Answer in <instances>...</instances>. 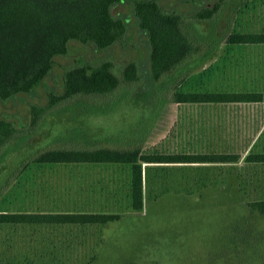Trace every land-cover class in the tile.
<instances>
[{
    "label": "rangeland",
    "instance_id": "1",
    "mask_svg": "<svg viewBox=\"0 0 264 264\" xmlns=\"http://www.w3.org/2000/svg\"><path fill=\"white\" fill-rule=\"evenodd\" d=\"M158 1L168 11L179 9L189 14L214 0ZM112 12L129 20L120 41L102 50L92 43L71 41L65 54L54 57L50 72L33 92L0 99V116L14 120L20 129L36 130L35 135L27 134L26 145L10 153L4 163L7 167L0 171V192L6 187L3 182L22 158L43 146L65 144L64 134H76L78 128L83 132L88 130L99 146H124L127 141L117 142L114 137L128 139L136 135L138 138L150 130L145 141L139 143L142 149L149 151L215 149L221 152L226 149L224 152H241L242 155L259 136L264 127V44L232 45L219 37L228 31H264V0H229L214 21L215 25L202 26L205 33L209 26H215L219 40L211 55L193 67L179 86L182 90H258L263 99L251 108L243 104H223L225 109L219 104H178L170 101L171 94L161 108L159 101L132 98L131 93L125 92L130 85L124 82L104 100L90 98V101L100 99V105L105 107L112 105L105 113L83 117L70 111L68 113L72 114L68 117V113L54 112L33 126L32 105L45 106L49 93H60L64 71L81 62L110 59L114 65L123 66L129 60H136L141 72H145L142 82L131 89H146L149 82L147 37L138 27L129 1L115 4ZM219 113L228 115L227 125L224 123L222 127L217 120L219 125L211 131L210 121L206 119L209 115L218 117ZM233 117L241 123L240 128ZM74 122H77L75 126ZM263 134L257 150L264 151ZM239 161L235 162L236 168L230 166L226 170L231 173L225 175V183L215 177L213 183L203 180L208 184L193 192L170 189L160 196L146 197L139 211L129 204L128 165L31 162L0 195L1 211L117 212L120 217L103 224H1L0 260L4 264H85L94 255L91 264H243L239 257L228 259L224 255L226 247L230 250L228 241L235 223L240 227L239 235L234 238L237 246H251V250L263 256L264 214L251 211L248 203L264 198V175L249 177L260 171L264 174V169L260 166L252 169L250 163ZM239 173L246 176L238 177ZM260 260L252 257L246 262L259 264Z\"/></svg>",
    "mask_w": 264,
    "mask_h": 264
},
{
    "label": "trees",
    "instance_id": "2",
    "mask_svg": "<svg viewBox=\"0 0 264 264\" xmlns=\"http://www.w3.org/2000/svg\"><path fill=\"white\" fill-rule=\"evenodd\" d=\"M125 1L131 3L137 25L145 33L148 41L149 82L146 89L139 90L136 87L131 89L132 86L142 82L145 72H141L142 69L136 60H129L123 66L114 65L110 59H103L97 63L81 62L64 71L60 93H49L48 103L45 106L32 105L33 126L36 122L47 119L46 115L54 112L64 114L73 111V114L83 117L105 113L112 108V105L105 107L100 105V99L95 98L90 101V98L101 97L104 100L105 96L113 93L124 82L127 83L126 86L130 85L125 92L131 93L132 98L159 101L161 108L169 94H171L170 101L178 104L252 102L263 99L262 93L258 90L179 88L191 74L193 67L211 55L219 39H225V42L232 45L264 44V31H228L218 39L215 26H209L206 33L202 30L204 24L215 25L214 21L229 0H214L205 6L197 7L189 14H184L179 9L168 11L158 0H0V99L8 100L19 93L33 92L50 72L54 57L65 54L71 41L92 43L100 50L107 49L120 41L128 29L129 20L114 14L112 7ZM202 42L204 43L201 45ZM206 45L209 47L205 48ZM116 70L120 72L117 73ZM128 93L126 96H129ZM70 114L72 113H68V117ZM76 121L80 122L79 119ZM77 122H74V126ZM35 131L26 127L20 129L14 120L0 116V171L7 167L4 163L11 156L10 153L14 154L23 144L26 145L27 134L35 135ZM149 133L150 130H147L138 138H135L136 135L128 139L114 137L117 142L127 141V145L124 146H99L94 143V139H91L88 130L83 132L78 128L76 134H64L65 144L54 147L43 146L31 151L14 167L15 171L3 184L6 187L10 185L31 162L120 163L129 166L127 184L129 204L133 210L139 211L143 208L146 197L154 198L170 189L193 192L194 189L208 184L207 182L213 183L212 180L216 177L213 175L218 174L219 169L223 170L225 175L228 174L229 171L226 172L228 167L236 168L235 162L240 158L239 153L230 151L176 152L142 149L143 145L140 146L139 143L145 141ZM110 139L112 140L113 137ZM243 162L264 165V151H249L244 156ZM210 163H221L225 166L220 168L219 165H208ZM143 164H145L144 170ZM195 165L198 166L194 167ZM202 168L203 170H200ZM221 182H226L224 177ZM248 204L251 211L264 214L263 197ZM119 217L120 214L117 212L39 213L0 210V225L103 224ZM238 228L240 227L236 223L233 224L231 238L228 241L230 250L227 251V247L225 248V257L228 259L239 257L243 264H248L246 261L252 257L255 260L261 258L259 264H264V255L259 256V253L251 250L250 245V248L237 246V239L234 238L239 235ZM261 238L264 242V232L261 233ZM245 251L251 252L245 255ZM94 257L93 255L85 264H91ZM0 264L4 263L0 260Z\"/></svg>",
    "mask_w": 264,
    "mask_h": 264
},
{
    "label": "crops",
    "instance_id": "3",
    "mask_svg": "<svg viewBox=\"0 0 264 264\" xmlns=\"http://www.w3.org/2000/svg\"><path fill=\"white\" fill-rule=\"evenodd\" d=\"M260 101H252V102H219V103H212L211 105H213V104H219V106L220 107H222L223 109H225L222 105L223 104H230V105H233V104H243V105H245V106H248V107H250L251 108V106H254V103L255 104H258ZM207 114V113H206ZM209 115V114H208ZM219 116L218 117H213V116H211V115H209V117H207L208 119H206V120H209L210 121V123H209V127H210V129H211V131H212V129L214 128V130H215V128H216V125L218 126L219 125V123L221 122L222 123V127H224L225 125H224V123L226 122V121H228V115L226 114V113H219L218 114ZM221 115V116H220ZM219 118H220V120H219ZM232 117H229V119L230 120H232L231 119ZM233 119H234V121L235 120H237V118L236 117H233ZM217 120H218V122L219 123H217ZM226 124V123H225ZM235 124L237 125V124H239L237 121H235ZM227 125V124H226ZM235 125V128L236 129H238L237 128V126ZM228 127V126H227ZM238 127L240 128L241 127V123L238 125ZM236 129H234L235 131H236ZM263 129H264V127H263ZM263 129L261 130V132H260V134H259V136H257L256 137V139H255V141H254V144H253V142H252V145H251V147H249V149H245V151L243 152V154L241 155V152H238L239 154H240V158H239V160L241 161H243V158H244V156L249 152V151H256L257 149H256V146H258V140H259V137H260V135L261 134H263L264 133V131H263ZM225 131V129H223V132ZM234 131V132H235ZM209 132V131H208ZM229 133H231L232 131L230 130V128H229V131H228ZM258 135V134H257ZM264 135V134H263ZM256 142V143H255ZM226 149H223V151H221V152H224ZM208 151H216V152H219L218 150H215V149H210V150H208ZM238 160V161H239ZM237 161V162H238ZM239 161V162H240ZM208 165H213V166H215V165H219L218 167H220L221 168V166H225V164H217V163H210V164H208ZM257 166H260V167H263L262 169H264V165H255V164H250V168H252V169H255ZM144 167H145V164H143V170H144ZM224 168V167H223ZM144 172V171H143ZM224 171L222 170H218V174H215V175H213V176H216L220 181L223 179V177H225V173H223ZM262 172H264V170H262ZM260 175V177H262L264 174L263 173H261V171L260 172H258V173H256V175H250L249 177H255L256 178V176H259ZM243 176H246L244 173H239V176L238 177H243ZM258 178V177H257ZM242 182H244V181H242Z\"/></svg>",
    "mask_w": 264,
    "mask_h": 264
}]
</instances>
